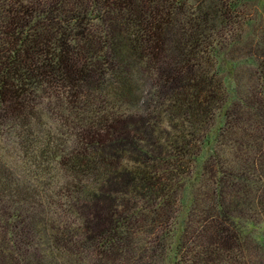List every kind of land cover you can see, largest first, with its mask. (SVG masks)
Listing matches in <instances>:
<instances>
[{
    "label": "trees",
    "instance_id": "trees-1",
    "mask_svg": "<svg viewBox=\"0 0 264 264\" xmlns=\"http://www.w3.org/2000/svg\"><path fill=\"white\" fill-rule=\"evenodd\" d=\"M0 264H264V0H0Z\"/></svg>",
    "mask_w": 264,
    "mask_h": 264
}]
</instances>
